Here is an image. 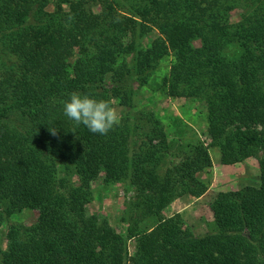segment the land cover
<instances>
[{"label":"trees","instance_id":"obj_1","mask_svg":"<svg viewBox=\"0 0 264 264\" xmlns=\"http://www.w3.org/2000/svg\"><path fill=\"white\" fill-rule=\"evenodd\" d=\"M214 1L0 0V40L21 70L19 77L0 71V227L9 209L48 203L57 212L30 226L10 222L1 264H264V0H242L247 10L234 25L209 12ZM153 29L149 45L141 42ZM170 53L157 89L206 100L207 134L221 163L258 161L259 185L218 192L212 228L200 235L178 213L160 212L186 192L206 191L209 149L198 136L186 139V130L170 139L133 101V83L155 84ZM74 91L123 107L118 125L107 135L75 125L62 103ZM11 111L29 123L14 127L20 137L6 122ZM99 178L137 193L126 205V235L88 214ZM145 217L152 223L144 226Z\"/></svg>","mask_w":264,"mask_h":264},{"label":"rangeland","instance_id":"obj_2","mask_svg":"<svg viewBox=\"0 0 264 264\" xmlns=\"http://www.w3.org/2000/svg\"><path fill=\"white\" fill-rule=\"evenodd\" d=\"M263 0H257L262 3ZM53 3H48L47 9H53ZM94 11H98V6L91 4ZM247 10V6L243 5L242 0H215L209 12L212 14L225 15L228 23L240 24L242 15ZM155 31V32H154ZM157 34L156 30L149 31L140 39L146 45ZM192 45L198 46L199 39H194ZM0 53L4 58L0 60V71L5 73H15V77H19L21 70L18 67L16 56L9 51L8 47L1 43ZM173 60L171 53L160 60L155 74L159 77L152 86L145 85L138 87L133 83L135 93L133 101L136 108L140 110L152 111L164 125L168 137H176L172 134H177L179 129L186 130L184 137L186 139L198 136L205 142L209 149L212 166L201 174L205 181L206 191L196 197L189 192H186L175 198L169 205L163 208L160 212L162 217H170L178 213L184 227L191 230L194 235H200L208 232L212 227L213 215L209 207L210 203L221 191H234L246 185L258 186L260 183L259 169L257 158L250 156L246 159L235 162L233 164H223L220 161V150L218 147L212 146L211 139L207 134L206 114L208 112L206 100L199 97H183V96H166L163 92L157 89V82L160 81L162 75L168 72L169 64ZM13 64V66H12ZM118 113L119 117L125 112L124 108L116 102L112 106ZM177 120V124L172 122ZM2 119H0V122ZM13 128L19 124L27 126L29 123L19 111H11L6 121ZM176 122V121H175ZM187 125V126H186ZM260 129V126L258 127ZM177 131V133H175ZM20 131L14 128L11 134L14 137H20ZM175 147V146H174ZM171 151H175V148ZM72 180H76L73 176ZM92 193L91 200L87 204L88 214H95L101 219L106 220L117 232L126 235L128 223V214L126 205L130 200L136 199V191L130 189L125 183H109L104 184L99 178L91 183ZM43 213L47 218L54 219L57 212L53 206L48 203L43 204L42 209L24 208L20 211L7 210L6 221L0 227V248L5 249L8 244L7 232L10 222H16L25 226H30L36 223L38 216ZM155 219V218H153ZM250 222V217L246 216L242 220V226H246ZM140 223V222H139ZM152 223V218L145 217V225ZM126 249L129 255L135 252V240L130 239L126 242ZM1 264V263H0Z\"/></svg>","mask_w":264,"mask_h":264},{"label":"clouds","instance_id":"obj_3","mask_svg":"<svg viewBox=\"0 0 264 264\" xmlns=\"http://www.w3.org/2000/svg\"><path fill=\"white\" fill-rule=\"evenodd\" d=\"M62 103L63 113L69 120L77 126L83 125L94 134L107 135L120 120L118 113L106 100H98L74 91ZM49 131L52 135H57V128ZM72 132H75V129Z\"/></svg>","mask_w":264,"mask_h":264}]
</instances>
